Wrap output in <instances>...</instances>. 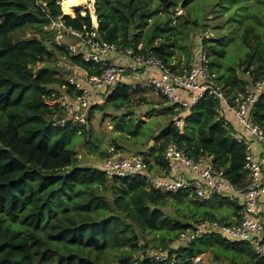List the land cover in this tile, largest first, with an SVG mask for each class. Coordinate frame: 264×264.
I'll use <instances>...</instances> for the list:
<instances>
[{"label":"trees","instance_id":"trees-1","mask_svg":"<svg viewBox=\"0 0 264 264\" xmlns=\"http://www.w3.org/2000/svg\"><path fill=\"white\" fill-rule=\"evenodd\" d=\"M42 1L47 6L36 0H0V264H157L146 254L150 249L166 251L169 264L173 258L175 264H193V259L207 253L212 255L209 264H264L251 244L220 233L179 241L182 231L203 220H230L241 208L235 197L214 199L218 210L225 202L233 207V215L220 216L205 208L209 202L192 200L187 193L148 190L140 176L108 179L92 164L95 159L82 161L67 146L75 134L84 136V143H91L93 134L91 129L79 133L73 124L52 126L62 114L49 102L63 93L76 94L67 80L73 71L57 62L63 58L90 75L103 70L56 44V31L49 25L64 15L61 0ZM197 1L186 0L185 14L176 17L182 0H96L94 6L103 39L155 56L173 71L183 63L189 66L194 50L191 32L201 31L197 40L202 39L210 53L212 75L236 105L249 83L264 80V41L248 22L238 37L246 52L229 62L227 37L206 38L211 32L205 19L196 18ZM63 19L77 30L92 27L89 10L86 15H64ZM99 91L104 92L98 97L95 93L90 121L96 109L113 119L122 114L119 129L130 117L127 133L148 141L147 151L142 147L134 154L146 156L151 172L166 169L162 154L175 142L191 157L213 154L217 167L235 187L249 183L244 165L250 137L220 101L205 95L184 116L182 108L166 106L164 98L157 96L159 100L152 104L164 120L141 122L132 119L133 105L148 101L147 91L132 92L126 82ZM252 114L264 130V95ZM177 117L184 118L183 131L174 127ZM150 141H154L151 147ZM114 143L121 148L118 141ZM97 154L106 157L108 153ZM199 264H205L203 258Z\"/></svg>","mask_w":264,"mask_h":264},{"label":"built area","instance_id":"built-area-1","mask_svg":"<svg viewBox=\"0 0 264 264\" xmlns=\"http://www.w3.org/2000/svg\"><path fill=\"white\" fill-rule=\"evenodd\" d=\"M36 2L47 6V2L42 0ZM88 10L92 18L91 29L84 26L83 30H77L68 26L63 19L64 15L52 19L49 25L50 29L56 31L54 40L58 46H64L72 56L82 55L83 61L93 63L103 70L101 74L90 75L76 64H65L58 60V66L73 71L67 80L76 94L72 96L63 93L49 102L52 106H58L62 114L52 126L63 128L73 124L78 127L79 133L89 130L95 93L122 82L130 85L132 92L151 91L164 98V105L182 108L184 116L205 95L220 101L244 127L251 140L246 147L244 169L248 172L249 183L245 187H235L230 182L224 171L217 167L213 154L202 153L191 157L184 147L175 142L169 143L162 154L166 169L160 173L157 170L150 171V163L145 155L125 154L114 148L108 150L107 156L95 165L105 172L108 179L140 176L146 180L148 190L187 193L200 203L211 202L219 195L240 199L241 208L230 220H203L193 228L182 231L179 241L187 243L207 234L220 233L235 241L251 244L253 250L264 258V130L255 122L252 114L255 103L264 95V80L249 83L237 99V104L232 105L231 98L212 75L210 53L202 41L189 66L181 65L178 71H173L155 56L136 53L129 47L122 48L103 39L95 6L92 11ZM211 36L212 33L206 34V38ZM146 71L150 74L146 75ZM174 127L183 131L184 118L177 117ZM235 138L239 142L243 141L239 134ZM254 143L261 146L259 155L253 151ZM168 257L166 251L159 250L154 253L153 261L169 264ZM202 258L197 256L193 264H199ZM170 262L175 264L176 259Z\"/></svg>","mask_w":264,"mask_h":264},{"label":"rangeland","instance_id":"rangeland-1","mask_svg":"<svg viewBox=\"0 0 264 264\" xmlns=\"http://www.w3.org/2000/svg\"><path fill=\"white\" fill-rule=\"evenodd\" d=\"M62 1L63 0H61L60 2L61 7ZM197 2L200 4H198L197 8L194 7L196 4L191 6L195 8L193 9L195 11L196 18L205 19L204 21H202L209 25L208 30L213 34L214 37L217 36V34L227 37L226 45L229 46V62L230 60L232 61L233 59H235L234 57H240L241 55H243L242 53L246 52V49L242 45L241 38L238 39V37L242 36L244 28L246 27L248 22L253 23L257 27L260 39L264 41V0H254L250 2H246L243 0H198ZM90 4H92V2H90ZM90 4L88 7H86V9H83L82 13H76L73 16L75 17L78 14L85 15L88 9L92 11L93 6H91ZM206 12L207 14H204ZM184 14V9H177V12L174 16L176 17L178 15ZM196 18L193 17L192 19ZM200 33L201 31L194 32V30L191 32V40L189 41L192 43L194 49L193 55H195L194 53L198 50L202 41V39L197 40V36L200 35ZM200 36L202 37V35ZM179 54L180 52L178 51V55ZM59 60H62L65 64H67L66 60H64L63 58ZM182 65L186 64L183 63ZM140 94H145V92ZM140 94H138L137 96H140ZM145 96L148 97V101L140 105H133L134 114L132 116V119L134 121L136 119H139L141 122H150L151 120L157 119L158 117L159 119H161V121L164 120L163 118L157 115L158 113L155 112L157 107L152 104L154 101L159 100L158 97L153 92L148 91ZM104 114V111L96 109L92 116L89 127V129L92 130L93 134L90 137V140L92 141L91 143H84L86 138L82 135L77 134L73 135L72 141L68 142L67 146L71 149L76 150L79 153L82 161H89L90 159H102L104 157L98 155L97 152L101 150L106 151V153H108V150H110L111 148H114L115 150H120L125 154H134L139 148L142 149V147L145 149V151L148 150L146 145L148 141H146L145 138H137L136 136L127 133L126 127H128V125L130 124V117L127 118L128 122L125 124V126L122 129H119L118 125L121 124L122 114H119L120 117L116 116L115 119H113L111 116L106 117L104 116ZM155 130L158 132L160 128L155 125ZM115 140L118 141L121 148L118 149L114 146ZM151 142L152 141H150V147ZM190 198L194 200L192 197ZM219 198H221V195L216 197V199ZM216 206H218V200H213L207 203L205 208L212 209L220 215V210H218ZM168 213L171 214V212ZM230 240L235 241L232 238ZM159 250L160 249H150L146 251V254L153 258L154 253ZM202 256L204 263L209 264L211 255L206 254ZM135 257L137 258L138 255H135Z\"/></svg>","mask_w":264,"mask_h":264},{"label":"bare ground","instance_id":"bare-ground-1","mask_svg":"<svg viewBox=\"0 0 264 264\" xmlns=\"http://www.w3.org/2000/svg\"><path fill=\"white\" fill-rule=\"evenodd\" d=\"M92 2V4H90ZM95 0H63L62 8L65 15H75L77 12H83L86 7L93 6ZM74 17V16H73Z\"/></svg>","mask_w":264,"mask_h":264},{"label":"crops","instance_id":"crops-1","mask_svg":"<svg viewBox=\"0 0 264 264\" xmlns=\"http://www.w3.org/2000/svg\"><path fill=\"white\" fill-rule=\"evenodd\" d=\"M114 59H116V58H114ZM145 74L146 75H148V74H150V72H148V71H146L145 72ZM102 92H104V91H98V94H97V96L96 97H98ZM148 92H151V91H148ZM242 129L244 130V127L242 126ZM244 132H246L245 130H244ZM246 134H247V132H246ZM252 148H253V151H254V153L255 154H257V155H259L260 153H261V146L259 145V144H257V143H254V144H252ZM92 157V156H91ZM91 161H94V160H91ZM94 163V165L95 164H98V160H96L95 159V161L94 162H92V164ZM100 163V162H99ZM235 200H236V202L239 204V205H241V200L240 199H236L235 198ZM262 200L264 201V197H262ZM232 208L233 207H231L230 205H228L226 202L223 204V206L221 207V209H220V215H224V216H226V215H233V210H232ZM231 218H232V216H231ZM207 254H210V253H207ZM211 255V254H210ZM211 257H212V255H211Z\"/></svg>","mask_w":264,"mask_h":264},{"label":"water","instance_id":"water-1","mask_svg":"<svg viewBox=\"0 0 264 264\" xmlns=\"http://www.w3.org/2000/svg\"><path fill=\"white\" fill-rule=\"evenodd\" d=\"M185 1H186V0H182V2L179 4L178 9H183V5H184V2H185ZM95 2H96V0H95ZM95 2H94V3H95ZM77 13H82V11H81V12L79 11V12H77ZM152 145H154V141L151 142V146H152ZM66 174H67V172H65V173H60V175H63V176H65Z\"/></svg>","mask_w":264,"mask_h":264},{"label":"clouds","instance_id":"clouds-1","mask_svg":"<svg viewBox=\"0 0 264 264\" xmlns=\"http://www.w3.org/2000/svg\"><path fill=\"white\" fill-rule=\"evenodd\" d=\"M95 4V3H94Z\"/></svg>","mask_w":264,"mask_h":264}]
</instances>
